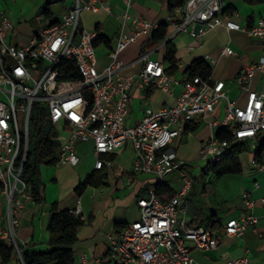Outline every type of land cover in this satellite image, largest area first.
Segmentation results:
<instances>
[{"label": "built area", "instance_id": "2783aa9c", "mask_svg": "<svg viewBox=\"0 0 264 264\" xmlns=\"http://www.w3.org/2000/svg\"><path fill=\"white\" fill-rule=\"evenodd\" d=\"M126 1L130 9L133 0ZM100 9L121 20L120 35L110 51L108 65L102 69L95 46L102 33L99 29H87L83 23L85 10ZM175 13L182 19L178 22L170 19L176 24V32L168 42L182 33L199 40L208 31L224 26L264 45V18L251 27H242L223 14L222 0H186ZM52 21L39 14L28 40L13 44L8 36L14 33V23L5 10H0V244L12 247L14 260L24 264L27 243L19 242L18 230L27 205L36 202L22 175L28 159L34 106L39 104L47 110L48 120L56 132L58 166L79 167V142L93 141L98 170L112 166L104 156L130 144L134 150V174L152 176L160 184L169 175L178 173L183 182L179 193L168 200L156 194V186L148 196L140 197V218L109 236L108 254L97 262L199 264L192 256L190 244L201 251L216 250L220 237L213 227H198L188 222L184 197L194 177L187 170L189 163L178 158L173 143L197 121L216 131L231 130V141L213 135L203 145L198 166H193L199 169L198 176L209 174L223 163L232 144L256 143L264 134V53L239 72L235 80L239 96L231 98L223 80L200 76L183 80L169 75L164 62L152 58L166 42L126 64L121 56L123 52L141 36L152 35L159 25L145 17H132L129 10L113 14L110 0H75L61 21ZM190 27H193L191 32ZM222 56L237 57V54L227 46ZM206 59L209 61L210 57ZM63 62L75 64L77 78L63 77ZM137 64L142 65L139 73L124 75L128 67ZM135 85L145 92L146 99L152 90L173 94L175 87L181 86L182 91L172 103L160 109L148 103L142 120L128 126L126 120ZM251 165L264 172V154L261 162L253 157ZM242 199L245 211L223 225V238H242L258 223L253 212L256 201L251 192L245 190ZM259 201L264 205V197ZM71 214L82 218L80 206ZM223 264H251V261L244 255Z\"/></svg>", "mask_w": 264, "mask_h": 264}, {"label": "crops", "instance_id": "0c3cea01", "mask_svg": "<svg viewBox=\"0 0 264 264\" xmlns=\"http://www.w3.org/2000/svg\"><path fill=\"white\" fill-rule=\"evenodd\" d=\"M6 1H4L5 7H2L0 3V10L7 12L15 26L14 33L8 36V41L13 44L25 43L34 32L36 26L31 28L25 26L24 31H26L27 35L24 37L16 35V30L22 26L21 19L18 17L13 5L12 8H9L8 3L11 4V2L9 0ZM222 1L223 14L229 16L230 21L242 27H251L260 18H264V0L254 3L249 0ZM74 2L75 0L60 2L61 5L55 11L51 10L53 13L52 20L61 21L63 16L70 11ZM44 3L45 0H35L34 19L39 15L38 11ZM110 4L113 14H120L129 10L132 17H145L159 26L162 24L169 25L168 37L164 41L166 45L162 50L152 54V58L162 60L168 69L170 64L164 61L167 52V42L176 32V24L171 22L170 19L175 18L176 22L181 21V15L175 13L176 10L171 14L167 3H162L158 0H133L130 9L127 7L126 0H110ZM83 23L89 30L99 29L102 35L110 40V47L101 44L107 47L104 61L99 67L102 69L108 65L110 51L115 46L120 35L121 20L104 9L96 12L85 10L83 12ZM191 30H193V27H190L188 31L191 32ZM152 36L153 34L143 35L137 42L130 45L121 55L124 62L130 64L141 53L148 50L147 44ZM170 43L177 51L176 58L179 70L174 77L184 80L186 78L184 71L194 60L210 57L209 62L214 69L212 77L226 82L231 98L239 96V88L235 82L239 72L245 66L259 60L264 53V45L261 42L249 38L247 34L241 31H229L224 26L208 31L199 40H195L188 33H182ZM227 46L240 53V57L235 59V57L222 56V50ZM98 47H96V53ZM98 61L100 60L98 59ZM224 63L233 66L235 69L231 78L224 79L219 76V73H216V66ZM141 69L142 65L140 64L130 66L124 71V75L132 76L139 73ZM181 91V86L175 87L173 94L152 90L148 92L149 97L146 99L145 92L135 85L132 89L133 102L126 124L132 126L141 121L145 115L148 103L154 109H160L172 103L175 95L180 94ZM197 122L200 127L196 132L187 134L184 132L173 143L178 158L189 163L187 170L190 174L191 172H196V175L193 176L192 187L184 197L187 204L186 218L193 226L213 227L215 234L220 237V243L218 249L211 251H201L190 244L192 256L199 264H223L227 260L239 259L244 255L250 258L251 264H264V205L259 201L264 197V172L258 171L251 165V160L255 157L253 151L256 143L249 144L250 151L244 153L248 155L246 159L242 157L244 154L240 157L242 163L241 174H226L221 178H217L215 173L211 171L206 174L211 175L209 179L203 177L202 175L204 174L198 176L199 169L197 167L195 169L193 166H198L203 145L211 136L216 135L217 131L206 123ZM88 143L92 144L91 152L95 160L90 173L92 174L98 171L96 169L93 141L79 142L77 143V149L79 152ZM104 158L112 162L111 167L105 166L107 173L105 184L99 188L89 186L81 195L76 192L75 188L74 193L77 197L73 200L72 193L67 196L58 192L57 183L59 177L56 175L53 179H50L53 174V168H41L44 200L40 203H29L27 205V209L22 216L21 227L18 230L19 242L27 243L24 251H46L48 249V225L53 204H56L61 210L73 211L77 206L81 208V219L84 220V225L78 229L77 236L79 241L74 247L76 264L85 262L88 264H99L97 261L104 259L110 249L109 236L114 235L119 230L116 225L122 224L124 226L140 218L138 199L150 194L151 189L158 184L157 179L149 175L133 173L134 150L130 144L114 154L104 156ZM59 167L65 166H55V168ZM90 174H87L85 178ZM84 180L79 177L78 185ZM256 183L258 187H256ZM164 184L172 189L174 196L179 193L183 186L178 173L169 175L165 179ZM245 190L250 191L252 199L256 201L253 212L258 218V223L255 227L250 228L242 238H223V225L245 211V204L242 199V193ZM89 191L91 193L88 199L85 196H87ZM160 197L163 200L172 198L167 194ZM84 256L86 257L85 259L83 258ZM0 264H3L1 260ZM10 264L21 263L13 260Z\"/></svg>", "mask_w": 264, "mask_h": 264}, {"label": "trees", "instance_id": "16d2710c", "mask_svg": "<svg viewBox=\"0 0 264 264\" xmlns=\"http://www.w3.org/2000/svg\"><path fill=\"white\" fill-rule=\"evenodd\" d=\"M162 3H167L168 10L172 14L177 8L183 6L186 0H158ZM252 3L260 0H249ZM57 2H65V0H57ZM53 1H46L38 11V14H43L47 19H53L51 6ZM52 22H56L53 20ZM168 24H162L154 31L153 36L148 41V49L157 47L160 43L166 41L168 37ZM167 52L164 61L170 64L166 70L171 76L178 73V60L176 58V48L167 42ZM105 44L110 47V40L101 35L99 40L95 43L98 47ZM61 70L65 71L63 77L66 79L77 78L75 72V64L71 62H63ZM213 66L204 59L198 58L189 65L184 73L187 78L200 76L203 79H209L213 75ZM33 117L30 127V143L28 159L24 167L22 178L27 185L28 190L32 194L35 202L40 203L43 198V183L41 168L43 165L56 166L58 163V143L56 141V132L48 120V112L45 108H41L39 104H35ZM200 125L198 122L190 124L185 133L196 132ZM220 140L231 141V130L219 129L216 133ZM249 144L235 143L230 146L226 152L225 161L214 167L212 171L217 178H221L226 174H241L242 163L241 155L249 152ZM256 159L261 162L264 154V134H261L256 142V147L253 151ZM107 173L105 167L88 175L85 180L76 187V192L81 195L84 190L89 187L99 188L105 184ZM155 192L158 196L165 194L170 197L174 196L172 189L160 183L156 185ZM84 225V220L80 217H75L69 210H61L56 204L52 205L51 218L48 225L49 242L46 251H24V264H76L74 259V247L78 243V229ZM118 229L122 228V224H117ZM0 260L3 264H10L14 260L13 248L0 244Z\"/></svg>", "mask_w": 264, "mask_h": 264}, {"label": "rangeland", "instance_id": "374dc122", "mask_svg": "<svg viewBox=\"0 0 264 264\" xmlns=\"http://www.w3.org/2000/svg\"><path fill=\"white\" fill-rule=\"evenodd\" d=\"M4 1L6 0H0L2 7H5ZM46 1H51V0H45V2ZM52 1H53V4L50 9L55 11L56 8H58L61 5V3L57 2V0H52ZM9 2H11V4L8 3L9 8H12V5H13L15 10L17 11L18 17L21 19L22 26L20 29L16 30L17 31L16 35H18L19 37H24L25 35H27L26 31H24L26 27L28 28L29 26V28H31V27L36 26L35 21H34L35 13H33V10L35 8L34 7L35 0H9ZM233 50L237 54V57H235V59L239 58L240 53H238L235 49ZM106 51H107V47L105 45H100L97 48V56H98V59L100 60L99 67L104 61V55ZM216 67H217L216 73H219L220 74L219 76H221V78L227 79L233 76V72L235 70L233 66H229L224 63V64H219ZM91 145H92L91 143H88V145H84L82 149L79 151L82 161H81V166L78 168H73L69 166L55 168V166H51V165L42 166V167H47V168L48 167L53 168V174L50 179H53L57 175L59 177L58 183H57L58 192L59 193L61 192L63 195H67V196L72 193V197H73L72 200L76 199L77 197L76 194L74 193V189L78 186L79 177H81L82 180H84L85 176L92 172L95 160L91 152ZM57 151L59 153V149H57ZM242 157L243 159H246L248 155L244 154ZM191 174L195 176L196 172L195 171L191 172ZM202 176L205 178L207 177L209 179L211 175L204 174ZM90 193L91 191H89V193L85 197L89 199ZM18 237H19V233H18Z\"/></svg>", "mask_w": 264, "mask_h": 264}]
</instances>
